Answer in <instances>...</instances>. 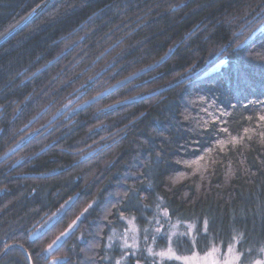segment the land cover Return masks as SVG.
I'll list each match as a JSON object with an SVG mask.
<instances>
[{
	"label": "trees",
	"instance_id": "obj_1",
	"mask_svg": "<svg viewBox=\"0 0 264 264\" xmlns=\"http://www.w3.org/2000/svg\"><path fill=\"white\" fill-rule=\"evenodd\" d=\"M44 1L0 0V39ZM156 236L264 262V0H53L0 46V264Z\"/></svg>",
	"mask_w": 264,
	"mask_h": 264
},
{
	"label": "rangeland",
	"instance_id": "obj_2",
	"mask_svg": "<svg viewBox=\"0 0 264 264\" xmlns=\"http://www.w3.org/2000/svg\"><path fill=\"white\" fill-rule=\"evenodd\" d=\"M128 226H126L125 231L115 232L111 236V241L109 247L111 248L113 244L117 241L116 239L122 242L123 247H121L122 252L128 256L130 254V249L132 253L136 255L138 251L142 248L143 241L140 239V232L135 226V222L128 220ZM61 237V235H60ZM117 237V238H116ZM156 236L151 240L150 244L146 247V253L150 258L149 264H167L168 262L176 261L179 264H238L239 255L236 250V241L231 242V244L226 248L220 246H213L207 252L198 253H186L179 254L170 246L171 241H168V244L163 248H158ZM169 239V238H168ZM115 240V242H114ZM170 240V239H169ZM114 242V243H113ZM157 243V244H156ZM145 248V247H144ZM263 262L262 259L253 262ZM141 264H145L143 261H140ZM119 264H123L122 259Z\"/></svg>",
	"mask_w": 264,
	"mask_h": 264
},
{
	"label": "water",
	"instance_id": "obj_3",
	"mask_svg": "<svg viewBox=\"0 0 264 264\" xmlns=\"http://www.w3.org/2000/svg\"><path fill=\"white\" fill-rule=\"evenodd\" d=\"M53 0H45L44 2H42L40 4V6H38L31 14L30 16H28L24 21H22L21 23H19V25L17 27H15L13 30L9 31V33L7 35H5L2 39H0V46L5 43L8 39L10 40V38L12 36H14L17 32H19L22 28H24L28 23H30L32 21V19L34 17H36V15H38L43 8H45L47 5H49Z\"/></svg>",
	"mask_w": 264,
	"mask_h": 264
},
{
	"label": "snow or ice",
	"instance_id": "obj_4",
	"mask_svg": "<svg viewBox=\"0 0 264 264\" xmlns=\"http://www.w3.org/2000/svg\"><path fill=\"white\" fill-rule=\"evenodd\" d=\"M257 264H264V262H257Z\"/></svg>",
	"mask_w": 264,
	"mask_h": 264
},
{
	"label": "flooded vegetation",
	"instance_id": "obj_5",
	"mask_svg": "<svg viewBox=\"0 0 264 264\" xmlns=\"http://www.w3.org/2000/svg\"><path fill=\"white\" fill-rule=\"evenodd\" d=\"M137 264H141L140 262H138Z\"/></svg>",
	"mask_w": 264,
	"mask_h": 264
}]
</instances>
